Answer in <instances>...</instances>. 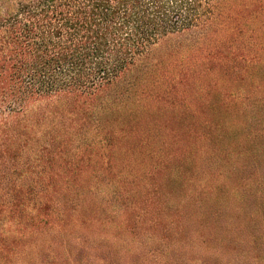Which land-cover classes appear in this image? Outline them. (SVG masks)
I'll use <instances>...</instances> for the list:
<instances>
[{"label":"trees","instance_id":"trees-1","mask_svg":"<svg viewBox=\"0 0 264 264\" xmlns=\"http://www.w3.org/2000/svg\"><path fill=\"white\" fill-rule=\"evenodd\" d=\"M260 37L264 0H0V264H143L135 243L55 249L66 203L79 206L51 168L110 155L158 102L259 63Z\"/></svg>","mask_w":264,"mask_h":264},{"label":"rangeland","instance_id":"rangeland-1","mask_svg":"<svg viewBox=\"0 0 264 264\" xmlns=\"http://www.w3.org/2000/svg\"><path fill=\"white\" fill-rule=\"evenodd\" d=\"M228 43L241 53L248 42ZM256 55L243 73L211 74L223 83L188 88L187 102L179 90L174 104H155L147 129L110 155L57 160L52 182L69 186L60 196L79 208L66 203L68 237L54 234L55 249L78 236L114 249L135 243L143 264H264V49Z\"/></svg>","mask_w":264,"mask_h":264}]
</instances>
